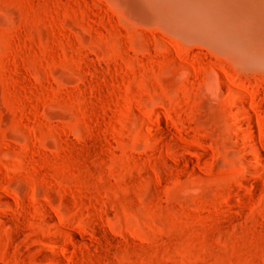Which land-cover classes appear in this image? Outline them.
Returning a JSON list of instances; mask_svg holds the SVG:
<instances>
[{"label": "rangeland", "instance_id": "obj_1", "mask_svg": "<svg viewBox=\"0 0 264 264\" xmlns=\"http://www.w3.org/2000/svg\"><path fill=\"white\" fill-rule=\"evenodd\" d=\"M137 5L0 0V264H264V70Z\"/></svg>", "mask_w": 264, "mask_h": 264}, {"label": "bare ground", "instance_id": "obj_2", "mask_svg": "<svg viewBox=\"0 0 264 264\" xmlns=\"http://www.w3.org/2000/svg\"><path fill=\"white\" fill-rule=\"evenodd\" d=\"M135 1L136 8L141 5L177 30L230 48L240 64L264 70V0Z\"/></svg>", "mask_w": 264, "mask_h": 264}]
</instances>
